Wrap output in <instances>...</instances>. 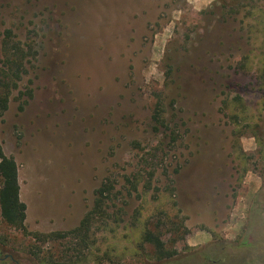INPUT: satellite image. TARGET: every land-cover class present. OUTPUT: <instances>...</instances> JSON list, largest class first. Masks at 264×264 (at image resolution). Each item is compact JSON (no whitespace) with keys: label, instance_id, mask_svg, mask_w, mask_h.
Returning <instances> with one entry per match:
<instances>
[{"label":"rangeland","instance_id":"1","mask_svg":"<svg viewBox=\"0 0 264 264\" xmlns=\"http://www.w3.org/2000/svg\"><path fill=\"white\" fill-rule=\"evenodd\" d=\"M5 28L31 48L0 122L26 207L25 230L0 217V264H155L136 245L160 211L185 227L161 236L174 264H262L243 244L264 209V0H0ZM105 182L122 220L79 247Z\"/></svg>","mask_w":264,"mask_h":264},{"label":"trees","instance_id":"2","mask_svg":"<svg viewBox=\"0 0 264 264\" xmlns=\"http://www.w3.org/2000/svg\"><path fill=\"white\" fill-rule=\"evenodd\" d=\"M30 48L15 39L10 28L0 31V122L8 107L12 91L17 87L18 81L25 71L26 62H28V56H30ZM229 104L233 106L229 107L228 115L232 122L236 123L237 118L240 117L239 112L236 111L234 102L230 101ZM153 116L157 121H160L161 114L158 110L154 111ZM255 120L257 123L263 120L261 109L256 112ZM17 170L16 161L12 156L5 154L0 142V217L6 224L25 230L26 207L19 198ZM128 180L130 181L131 179ZM117 197L112 182H105L95 190L93 206L87 210L78 226L72 230L78 238L75 245L88 247L90 243H93L89 236L93 224L99 223L103 229H109L111 223L122 220L110 218V213L114 214L113 211H110V203L117 206V212L123 211L122 204L115 202ZM260 210H263V214H261ZM138 213V211H135L134 217L139 215ZM159 214L163 216V220L159 217L157 221L152 222L151 216L144 221V227L140 234V240L136 245V250L137 252L149 254L155 264H174L178 251L174 246H166L161 236L164 233L173 235V243L183 237L185 227L183 222L179 221L173 214L167 215L162 211ZM252 215L250 223L253 226V230L250 233V239L246 242L247 244L243 245L254 250L257 249V260L264 264V209L253 210ZM171 216L172 218H169ZM66 234L67 232H54L50 233V236L64 237ZM75 245L73 249L80 253V249ZM40 261V264H58L57 261H42V259Z\"/></svg>","mask_w":264,"mask_h":264}]
</instances>
